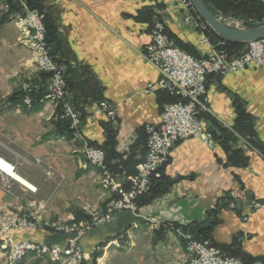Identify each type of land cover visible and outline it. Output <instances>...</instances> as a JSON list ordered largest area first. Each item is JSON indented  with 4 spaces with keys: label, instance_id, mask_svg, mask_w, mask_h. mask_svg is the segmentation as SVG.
Instances as JSON below:
<instances>
[{
    "label": "crops",
    "instance_id": "1",
    "mask_svg": "<svg viewBox=\"0 0 264 264\" xmlns=\"http://www.w3.org/2000/svg\"><path fill=\"white\" fill-rule=\"evenodd\" d=\"M17 1L0 0V157L29 184L8 176L4 186L0 180V211L59 223L103 212L115 195L103 187L101 171L83 158L82 140L56 134L57 104L41 98L27 108L22 101L10 99L24 81L42 73L20 41L14 15L24 3L19 0L21 11H17ZM43 1L54 9L68 66L74 69L71 76L77 87L67 99L81 118L83 140L102 146L109 139L111 125L97 109L93 91L116 109L111 160L119 163L115 178L124 182L134 175L144 154L143 126L159 122L165 102L161 92H146L148 84L159 78L144 58L150 41L147 11L156 12L173 41L197 56L208 52L200 43V24L180 0ZM205 87L201 120L208 128L230 129L233 146L242 156L232 161L220 144L210 148L199 138L176 143L163 169L168 191L136 212L115 211L102 224L85 230L80 244L86 264H187L190 255L170 224L199 234L213 218L210 237L217 247L252 259V264H263L264 69L251 66L222 76L208 75ZM241 110L251 119L252 140L235 127ZM253 200L257 207L252 206ZM11 236L16 241L48 244L66 239L62 233L31 228L12 230ZM238 236L240 241L232 245ZM5 255L0 247V264ZM19 264L55 263L28 252Z\"/></svg>",
    "mask_w": 264,
    "mask_h": 264
},
{
    "label": "built area",
    "instance_id": "2",
    "mask_svg": "<svg viewBox=\"0 0 264 264\" xmlns=\"http://www.w3.org/2000/svg\"><path fill=\"white\" fill-rule=\"evenodd\" d=\"M23 10L14 15V20L20 34L21 43L32 52L34 64L41 71L48 72L46 93L44 98L62 105L59 115L61 119L69 120L73 137L82 140L80 153L88 164L101 171L103 187L114 195L105 212L93 215L88 221L80 222L78 226H60L49 224L37 218L27 216H8L0 211V247L6 250L4 264H19L26 253L32 252L38 257H46L55 264H83L84 255L79 245L85 230L105 222L111 214L119 210L136 212V199L146 193L151 187V179L158 177L168 159L171 148L181 139L197 137L206 146L212 148L215 138L211 131L205 128L199 114L206 109L205 79L208 75H224L236 72L246 67L255 66L264 69V37L246 44L244 51L236 56H230L227 50L215 46L206 29L201 31L200 43L208 48L202 56H193L177 45L165 29V25L155 20L149 31L150 41L144 48V58L159 72V79L154 84H148V91H166L177 96L178 100L166 104L156 124L144 125L146 132V152L136 167V173L126 181H121L105 166L104 151L83 140L80 133L79 114L66 101L65 80L63 69L51 57L45 40L43 15L36 10L28 9L23 4ZM37 80L22 83V104L27 108L32 105V94L38 89ZM97 109L104 113L113 123L116 121V109L107 101H100ZM0 178L4 186L8 185L5 177L8 173L1 165L14 166L0 159ZM4 177V178H3ZM257 207L258 202L252 201ZM31 228L35 230H54L68 234L63 244H48L29 240L16 241L11 236L12 230ZM185 243L190 250L189 263L198 264H243L237 257L222 254L209 240H196L186 235Z\"/></svg>",
    "mask_w": 264,
    "mask_h": 264
},
{
    "label": "trees",
    "instance_id": "3",
    "mask_svg": "<svg viewBox=\"0 0 264 264\" xmlns=\"http://www.w3.org/2000/svg\"><path fill=\"white\" fill-rule=\"evenodd\" d=\"M24 3V5L31 10H36L38 11L40 14L43 15V24L45 27V40L49 49V53L52 57V59L59 65L62 67L63 69V76H64V80H65V90H66V101L68 102V94L70 93V91H73L77 86L76 83L74 85V79L71 76L72 73H74V69H72L71 67H69L68 63V57L66 59L67 56V47L66 44L63 40V38L61 37V34L59 32L58 29V25L56 22V18H55V12L54 9L51 8L50 6H47L45 4V2L43 0H20ZM11 0H8V3L10 4ZM206 6L214 13L216 12H220L223 15H233V18H237V19H241L244 20L245 22L244 25L247 26H254L251 23H246V20L249 18H254L256 20H260V19H264V2L262 1H258V0H239L238 3H232L228 0H204ZM17 7L16 10L17 11H21V5H19V0L17 1ZM148 14V21L150 22V27H149V31L151 29V27L153 26L155 20H157V14L156 12H153L152 9H149L147 11ZM207 34L210 37L211 42L217 46L218 48H223L225 50H227V52L230 55H235L237 53H239L243 46L244 43H236V42H231V41H225L222 38H220L218 35H216L212 30H210L208 28V30H206ZM166 33L167 35L172 39V37L168 34L167 29H166ZM175 45H177L178 47H180L181 49H183L184 51L188 52L189 54L194 55L193 53H191L189 50L185 49L182 45H180L178 42L174 41ZM66 68H65V65ZM49 73H41V75L39 76V79H36L38 82V89L32 94V105L35 101L40 100L41 98H44V95L46 93V79L47 77H49ZM81 87V91L83 93V89H84V93L83 94H87L86 92V88H84V85H80ZM94 92V93H93ZM92 92V99L95 100L97 102V104L102 101L103 99L100 98L96 91ZM163 95V97L165 98V102L166 103H173L176 102L178 100L177 96H172L169 95L166 91H160ZM22 96L23 93L22 91L19 89V91L15 92L10 99H17L22 101ZM31 105V106H32ZM75 108L78 110L80 109L79 104L75 105ZM73 110H75L73 108ZM62 111V105L58 104L57 105V119L59 122H57L56 124V134L61 135L65 138H71V136L73 135V130L69 127V120L68 119H61L59 118V115ZM238 120L237 123L235 124V127H237V131L239 134L243 135V136H249V138L252 140L253 136H254V132L251 129V119L248 116V114H246L244 112V110H241V113H239L238 116ZM80 118V116H79ZM81 119V118H80ZM109 124L111 125V128L109 127L107 129L108 135H109V139L106 141V143L102 146H97L94 145L96 147L101 148L104 151L105 154V166L106 168L114 175L116 172L120 171L119 169V163L113 161L112 162V158L115 157V152H114V135H115V130L112 127L113 122L111 120H109ZM244 129H248L249 132L243 133L242 131ZM215 130H217L215 132ZM215 130H211L212 133L214 134V136H216L218 138V142L219 144L224 148L225 152L228 154V158L231 159L232 161H235L236 159L239 160L238 158H240L242 156V151L240 149L234 148L233 143L235 142V138L233 133L231 132V130L225 129V128H215ZM143 131H144V140L146 143V132H145V128L143 126ZM236 131V130H235ZM219 132V134L217 135L216 133ZM254 143V141H252ZM92 145V144H91ZM146 152V148L144 151V154L142 156V159L145 155ZM141 159V160H142ZM138 161V162H141ZM122 165L124 166V162H121ZM126 165V163H125ZM119 169V170H118ZM133 173V172H132ZM136 173V171H135ZM134 173V174H135ZM152 183H151V187L150 189L140 195L137 199H136V205L138 207H141L143 205H146L148 203H150L153 199H155L156 197L166 193L169 189L170 183L168 181H166V179L163 177V170H161L160 175L158 177H153L151 179ZM80 219H90L89 216H75L74 220L78 221ZM214 220H210V224L204 228H201L200 230H198V233L201 234V237H210V232H211V226L213 223H215L216 219L213 218ZM177 226V225H175ZM177 230H181V229H177ZM237 242L236 238L233 242L232 245H234V243ZM231 245V246H232ZM232 257H237L240 258L243 262V264H252L253 260L246 258L244 256H233L231 254ZM264 264V262H263Z\"/></svg>",
    "mask_w": 264,
    "mask_h": 264
},
{
    "label": "rangeland",
    "instance_id": "4",
    "mask_svg": "<svg viewBox=\"0 0 264 264\" xmlns=\"http://www.w3.org/2000/svg\"><path fill=\"white\" fill-rule=\"evenodd\" d=\"M181 2H182V4H184L185 6H187V8L190 10V11H192V18L194 19V21H197L198 22V24H200L199 26H198V30L201 32V31H203L204 29H206V30H208V25L206 24V22L201 18V16L197 13V11H196V9H195V7L193 6V4H192V2H191V0H180ZM228 1H230V2H232V3H238L239 2V0H228ZM214 13V12H213ZM215 14H218L222 19H228V20H233V21H235L236 23H239V22H241V23H243V22H245L244 20H239V19H237V18H233V19H229V18H226L225 17V15H223L222 13H220V12H216ZM233 15L231 14V17H232ZM234 19H236V20H234ZM157 21H160V22H162L163 24H164V22L161 20V19H158L157 18ZM246 23H251V24H255L254 26H256V25H261V24H264V19H260V20H256V19H254V18H249V19H247L246 20ZM244 24V23H243ZM165 25V24H164ZM202 27H204V29L202 28ZM165 29H166V26H165ZM210 29V28H209ZM211 30V29H210ZM245 44H247V42L246 43H244V45ZM244 49H245V47L240 51V52H242V51H244ZM239 52V53H240ZM188 53V52H187ZM239 53H237V54H235V55H230V56H236V55H238ZM251 67V66H250ZM252 67H255V66H252ZM257 68H261V67H257ZM263 69V68H262ZM41 71V70H40ZM42 73H48V72H45V71H41ZM211 75H213V74H211ZM214 75H217V74H214ZM225 75V74H224ZM160 76V75H159ZM218 76H222V75H218ZM49 77H47V79H48ZM36 79H39V76L38 77H36ZM36 79H32V80H36ZM46 79V80H47ZM159 79V78H158ZM32 80H26V81H32ZM20 90L22 91V93H23V90H22V84L20 85ZM158 92V91H157ZM160 92V91H159ZM166 104H169V103H166ZM166 104H164L163 106H162V109H161V112H162V110H163V108H164V106L166 105ZM161 112H160V114H161ZM199 118L201 119V117H200V114H199ZM159 120H160V118H159ZM204 124V123H203ZM205 126V125H204ZM205 128L206 129H208L209 131H211V130H215V128H208V127H206L205 126ZM80 129V128H79ZM228 130H230V129H228ZM217 130H215V132H216ZM212 132V131H211ZM213 134V133H212ZM217 135L219 134V132H217L216 133ZM220 135V134H219ZM213 136H214V134H213ZM188 138H197V137H188ZM214 138H215V145H217V144H219V142H218V138L216 137V136H214ZM187 139V138H186ZM182 140H184V139H181V140H179L178 142H180V141H182ZM177 142V143H178ZM203 143V142H202ZM204 144V143H203ZM214 145V146H215ZM174 147V146H173ZM172 147V148H173ZM172 148H171V150H172ZM171 150H170V153H171ZM169 156H170V154L168 155V159H169ZM168 159H167V161H168ZM167 161L165 162V164H164V166L166 165V163H167ZM164 166L162 167V169L161 170H163L164 169ZM161 172V171H160ZM159 175H160V173H159ZM0 180H1V178H0ZM2 183V182H1ZM3 184V183H2ZM113 200H115V199H113ZM112 200V201H113ZM112 201H111V203H112ZM110 203V204H111ZM110 204L108 205V206H110ZM108 208V207H107ZM106 211V210H105ZM105 211H103V212H105ZM120 211V210H119ZM100 213H102V212H97V213H94V214H92V215H90L89 217L90 218H92V216L93 215H96V214H100ZM39 221H45V222H48L49 224H53V223H57L58 225H62V226H68V227H71L72 225H76V226H78L79 225V223L80 222H84V221H88V220H90V219H80V220H78V221H75L74 220V218L73 219H71V221L70 222H63V223H59V222H57V221H55V220H43V219H39V218H37ZM242 219H246V216H243L242 217ZM171 225V228H172V231L175 233V235L179 238V240L182 242V244H183V248H184V251H185V253L187 254V256L189 257V255H188V253H187V251H186V249H185V236L186 235H190L191 237H193L194 239H196V240H209L210 242H211V244L216 248V249H218L222 254H224V255H228V256H231V255H229L228 254V252L226 251V252H224V251H222L219 247H217L214 243H213V241L211 240V237H201V234H197V233H195V232H193V231H189V230H185L184 229V227H182V226H179V225H177V224H170ZM175 225H177V226H175ZM177 229H181V230H177ZM49 231H51V232H56V233H62V232H57V231H54V230H49ZM62 234H64L65 236H66V239H67V236H68V234H65V233H62ZM66 239L64 240V242L63 243H65L66 242ZM236 240L239 242L240 241V237L238 236L237 238H236ZM63 243H60V244H63ZM54 244H59V243H54ZM79 245H80V247H81V244H80V241H79ZM81 250H82V252H83V255H84V259H83V264H86V254H85V252L83 251V249H82V247H81ZM94 250V248H92L91 249V256H93V251ZM232 257V256H231ZM46 258V257H45ZM5 259H6V255H5ZM95 259V258H94ZM94 259H93V261H94ZM4 262H5V260H4ZM94 264V263H93ZM187 264H189V259L187 260Z\"/></svg>",
    "mask_w": 264,
    "mask_h": 264
},
{
    "label": "water",
    "instance_id": "5",
    "mask_svg": "<svg viewBox=\"0 0 264 264\" xmlns=\"http://www.w3.org/2000/svg\"><path fill=\"white\" fill-rule=\"evenodd\" d=\"M191 2L208 27L225 41L246 43L264 37V24L247 26L241 22L224 20L218 14L213 13L206 6L204 0H191Z\"/></svg>",
    "mask_w": 264,
    "mask_h": 264
},
{
    "label": "bare ground",
    "instance_id": "6",
    "mask_svg": "<svg viewBox=\"0 0 264 264\" xmlns=\"http://www.w3.org/2000/svg\"><path fill=\"white\" fill-rule=\"evenodd\" d=\"M258 40V38L257 39H253V40H250V41H257ZM250 41H248L247 43H250ZM145 148H146V146H145ZM0 159L1 160H3V161H6V160H4L3 158H1L0 157ZM1 164V163H0ZM1 168H3L7 173H8V176H10V177H14V178H16L17 180H19V181H21V182H23V183H25V184H29V183H27L25 180H23L22 178H20L18 175H16L13 171V169L11 170V168L9 167V166H6V167H4V166H2L1 165ZM185 249H186V251H187V253L190 255V250H189V247H188V244H186L185 243ZM190 264H198V263H190Z\"/></svg>",
    "mask_w": 264,
    "mask_h": 264
}]
</instances>
